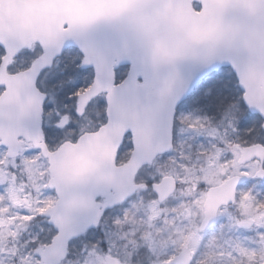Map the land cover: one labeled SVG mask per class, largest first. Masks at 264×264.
<instances>
[{
  "label": "water",
  "instance_id": "obj_1",
  "mask_svg": "<svg viewBox=\"0 0 264 264\" xmlns=\"http://www.w3.org/2000/svg\"><path fill=\"white\" fill-rule=\"evenodd\" d=\"M192 1L200 2V11L193 9ZM34 42L44 54L24 73L7 76L8 62ZM70 45L84 53L82 67L95 70L92 85L78 96V113L106 92L107 122L51 152L43 142L44 95L35 79ZM0 46L6 51L0 66V85L6 87L0 98V145L7 147L8 157L22 150L19 137L40 149L49 163L48 186L57 195L43 215L59 231L49 245L34 251L40 264H59L70 239L134 193L137 170L171 148L175 108L203 73L231 67L243 101L264 123V0H0ZM120 64L129 65L128 75L114 85ZM137 75L145 79L139 82ZM22 76L29 79L28 103L14 94ZM127 132L133 150L128 162L116 167V151ZM240 153L239 163L261 162L255 176L264 179V146L243 147ZM247 179L233 176L208 190L201 231L212 226L219 207L235 202L236 188ZM77 185L84 188H74ZM152 189L162 202L174 191V179L164 177ZM98 195L105 196L104 203L95 202ZM190 261L184 249L159 264ZM104 264L119 262L106 256Z\"/></svg>",
  "mask_w": 264,
  "mask_h": 264
},
{
  "label": "rangeland",
  "instance_id": "obj_2",
  "mask_svg": "<svg viewBox=\"0 0 264 264\" xmlns=\"http://www.w3.org/2000/svg\"><path fill=\"white\" fill-rule=\"evenodd\" d=\"M68 58L74 60L70 53L65 54L63 59ZM88 83L89 80L84 81L75 95ZM41 84L44 87L43 79ZM238 99L236 92L230 105L233 112L243 111ZM89 112L86 110L81 120L71 117L69 112L60 114L59 120L55 121L58 125L65 126L71 121L77 126L66 128L56 144L48 142L55 147L61 141L73 139L81 131L89 130L88 127L95 128L103 123V97L94 101ZM207 113L205 109L184 103L175 118L173 150L139 172L140 181L157 182L162 176H173L177 182L173 195L158 204L150 190L139 191L124 205L112 210L113 214L105 217L104 223H108L110 231L114 233V238L109 241L112 244L111 255L116 256L121 263L122 257L118 253L125 250L144 248L145 264H154L167 260L182 248H189L188 240L191 237H185L180 247L173 243L180 226L186 223L184 216L191 212L189 209L184 216H177L174 211L180 199H188L182 197L178 189L189 184L195 185L199 190L197 194L202 193L198 202L202 216L209 186L235 174L252 176L257 169L256 163L238 165L236 162L239 146L231 139L236 135L235 119L214 120ZM55 114L49 109L47 124ZM47 166V161L30 146L10 161L5 158V150L0 148V183L7 185L4 193L0 194V201L4 202L0 205V264H12V256L21 253L22 264H38L30 243L36 240L37 246L50 240L46 234L37 238L35 228L29 223L54 202L52 192L40 195L47 188ZM240 189L245 191L239 202L236 200L231 207L223 208V211L221 209L214 227L209 232H202L205 243L200 246L197 255L203 264H264V223L249 218L247 221L252 225L242 227L239 223L243 220L238 219L240 216L248 217L252 208L257 207L251 203L250 197H264V182L252 180ZM261 219L264 220V217ZM85 242L89 247L87 255H83L80 250V245ZM71 247L73 254L62 264H102L103 256L109 254L97 250L91 240H77Z\"/></svg>",
  "mask_w": 264,
  "mask_h": 264
},
{
  "label": "snow or ice",
  "instance_id": "obj_3",
  "mask_svg": "<svg viewBox=\"0 0 264 264\" xmlns=\"http://www.w3.org/2000/svg\"><path fill=\"white\" fill-rule=\"evenodd\" d=\"M202 7L201 4H197L196 8L199 10ZM103 41V37H101ZM4 52V48L0 47V54ZM24 55L23 52L20 53ZM64 53H61V57ZM79 60L59 59L53 64L46 66L41 70L39 79H43L46 90V97L50 96V99L42 105L43 109L53 110L57 113L52 116V121L44 127L46 139L52 144H56L60 137L65 132L66 128H75L77 125L73 122H69L65 126L58 125L55 121H58L60 114L69 112L71 117L77 120L81 119V115L78 114L75 107V101L77 96L75 93L84 83V78L88 74L89 69L80 67ZM129 67L128 64H120L116 71L124 72ZM137 81H143L145 78L141 75L136 76ZM237 85L233 84L229 75L224 67L219 69L209 70L195 81L189 91L183 96V103L190 107L196 106L207 110L212 113L215 119H235L236 126L241 130H247L250 136H255L260 142H264V123L256 122L255 116L251 111L247 110V106L243 100L240 101V107L244 109L242 112H233L231 109V101L236 95ZM69 105H72L69 107ZM126 145L122 142L118 146V153L125 151ZM7 185L0 183V194L4 193ZM54 188H46L40 195H45L47 192H55ZM4 202L0 201V205ZM31 214L30 212L28 213ZM112 213V209H105L101 214L100 221L94 226L87 227L80 235L73 237L69 241V251L66 253V258L71 256L72 245L77 240L84 239L85 241L91 240L99 251L112 253V244L110 240L114 238V233L110 231L109 224L104 223L105 217H108ZM31 226L35 228L37 238L40 235L46 234L48 239H51L55 233L59 231L53 224L50 217L41 215L39 217H33L32 221H29ZM36 240H32L31 247H35ZM80 250L83 255H87L89 247L87 243L80 245ZM122 257V264H145L144 257L146 250L144 248H136L135 250H125L123 253H118ZM20 255L12 256V264H22ZM83 258V257H82Z\"/></svg>",
  "mask_w": 264,
  "mask_h": 264
},
{
  "label": "clouds",
  "instance_id": "obj_4",
  "mask_svg": "<svg viewBox=\"0 0 264 264\" xmlns=\"http://www.w3.org/2000/svg\"><path fill=\"white\" fill-rule=\"evenodd\" d=\"M198 189L195 187L194 184L186 185L183 189H178V192L182 197H188V199H180L178 204L176 205L174 211L177 213V216H184L186 212H191L188 216H184L186 223H183L179 231L176 233V238L173 243L180 247L185 242V237H191L188 240L189 251L191 253V261L190 264H203L201 258L197 255L199 248L202 244L205 243L202 235V216L199 212L198 202L202 198V193H198ZM243 189L237 190L236 193V200L237 203L239 202L240 198L243 194ZM248 191H251L250 189ZM250 201L252 204L256 205L257 207H253L249 216L238 217L239 220L247 221L249 218L255 219L257 223H264V220L261 217H264V197H257L252 195L250 197ZM223 211V209L221 210ZM176 219V217H173Z\"/></svg>",
  "mask_w": 264,
  "mask_h": 264
},
{
  "label": "trees",
  "instance_id": "obj_5",
  "mask_svg": "<svg viewBox=\"0 0 264 264\" xmlns=\"http://www.w3.org/2000/svg\"><path fill=\"white\" fill-rule=\"evenodd\" d=\"M226 72H227V74L229 75V77L231 79L232 78V75H231L230 71L229 70H226ZM124 73H125V71L124 72H118L117 75L120 78V77H122L124 75ZM256 122H261L260 119L257 116H255V121L253 122V127H255V123ZM238 131H239V133H238L239 136L237 137L238 140L239 139H243V140L247 139V141H248L249 139H252L253 137H255V136H250L248 134L247 130H241V129L238 128Z\"/></svg>",
  "mask_w": 264,
  "mask_h": 264
},
{
  "label": "flooded vegetation",
  "instance_id": "obj_6",
  "mask_svg": "<svg viewBox=\"0 0 264 264\" xmlns=\"http://www.w3.org/2000/svg\"><path fill=\"white\" fill-rule=\"evenodd\" d=\"M2 91H3V89L0 88V94L2 93ZM45 125H47V115L46 114L43 115V131H44ZM44 134H45V131H44ZM46 140H47V143H48V139H46ZM98 200H100V199H98Z\"/></svg>",
  "mask_w": 264,
  "mask_h": 264
}]
</instances>
